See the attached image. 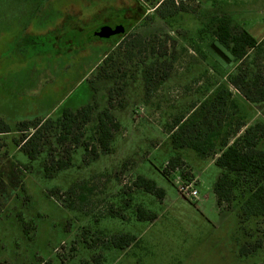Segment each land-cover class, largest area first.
<instances>
[{
  "label": "rangeland",
  "instance_id": "374dc122",
  "mask_svg": "<svg viewBox=\"0 0 264 264\" xmlns=\"http://www.w3.org/2000/svg\"><path fill=\"white\" fill-rule=\"evenodd\" d=\"M163 1L0 0V120L12 130L0 134V177L13 186L10 178L24 175V187L10 188L0 211V264H264V216L245 219L238 200L217 205L218 149L206 156L179 150L197 179L198 200L181 194L179 172L163 173L178 154L171 134L183 116L207 118L202 132L222 124L218 141L228 136L230 143L264 124V100L249 101L230 82L243 74L261 97L264 46L229 67L208 52L210 28L221 20L264 43V0H174L179 9L167 18L156 12ZM104 25L125 30L100 38ZM222 86L237 112L231 99L213 112ZM89 104L91 120L66 140L56 123L43 129L35 159L16 145L38 118L57 122L62 109ZM106 108L119 124L109 153L96 134ZM25 121L30 128L21 131ZM65 150L70 164L47 175L45 165ZM139 176L163 188L165 199L134 187ZM138 207L157 218L139 220ZM123 233L137 239L115 248L110 237Z\"/></svg>",
  "mask_w": 264,
  "mask_h": 264
},
{
  "label": "trees",
  "instance_id": "16d2710c",
  "mask_svg": "<svg viewBox=\"0 0 264 264\" xmlns=\"http://www.w3.org/2000/svg\"><path fill=\"white\" fill-rule=\"evenodd\" d=\"M171 3V7H166ZM181 7H184L181 5ZM179 8L175 5L174 0H164L156 8V12L162 17L167 18L177 13ZM215 40L225 45L238 60L244 59L250 50H262L264 43L257 40L247 29L241 31H234L231 25L226 20H221L210 28ZM201 31H206L205 29ZM197 51L202 54L199 48ZM230 82L238 88L241 93L249 101L253 103L264 100V93L260 91L261 97H255L251 88H246L245 75L236 74L230 77ZM257 87V82L254 84ZM232 94L226 86H222L217 90L212 97L211 107L213 112L220 111L222 107L230 103L237 112L238 103L231 98ZM204 106L201 108V110ZM94 106L86 105L76 110L71 108L62 109L61 115L55 122L51 118H38L32 122L31 130L34 129L30 135L23 136V141H17L16 145L21 148L29 156L30 159H35L39 154L38 144L34 141L39 139L43 129H49L54 124H58L60 131V140H66L70 135L74 134L75 128L80 124L88 123L93 114ZM216 115V114H215ZM194 116H183L182 119L173 127L171 139L174 148L178 151L167 163L168 168L175 169L184 161L179 150L185 147H190L201 156H206L209 152L218 149L215 154L218 156L215 159V164L221 169V174L218 176L215 185L214 193L216 202L219 207H223L224 203L228 204L238 200L240 203V215L245 219L258 218L264 216V147L262 144V137L264 136V124L257 123L247 128L241 136L230 143L229 137H222V124L216 127L208 126V132H202V126L208 123L207 118L203 121L198 120ZM193 117V118H191ZM21 131H26L30 127L28 122H22ZM244 126V122L239 123V129ZM119 124L115 122L113 115L109 108L104 109L99 117L96 126L97 142L105 153L111 151L110 144L112 140L113 131L118 129ZM12 131L10 126L0 120V134ZM228 132V131H227ZM75 140H79V136H75ZM93 152L96 148H93ZM65 158H59L55 162H50L45 165L47 175L51 176L52 170H60L70 164L71 157L69 150H65ZM163 169V173L168 177L170 173L167 168ZM56 172V171H55ZM4 177V176H3ZM3 177H0V211L2 206L12 197L10 188L24 187L23 174H17L10 178L11 186ZM134 187L142 189L146 192L153 193L160 199L165 198V191L163 188L157 186L156 182L144 176H139L133 183ZM58 194V189L50 190V195ZM137 218L139 220L149 219L155 220L156 213L147 210L144 207L137 208ZM136 236L130 233L115 234L110 237L111 245L115 248L126 249L132 245L136 240ZM247 251L246 248H241V253Z\"/></svg>",
  "mask_w": 264,
  "mask_h": 264
},
{
  "label": "built area",
  "instance_id": "2783aa9c",
  "mask_svg": "<svg viewBox=\"0 0 264 264\" xmlns=\"http://www.w3.org/2000/svg\"><path fill=\"white\" fill-rule=\"evenodd\" d=\"M170 175L174 174L175 172H179L180 174L177 177V182L180 183V192L183 196L188 199L198 200L200 198V193L197 188V179L194 178L191 173L190 169H188L185 163H182L175 169H171L166 167Z\"/></svg>",
  "mask_w": 264,
  "mask_h": 264
},
{
  "label": "water",
  "instance_id": "95a60500",
  "mask_svg": "<svg viewBox=\"0 0 264 264\" xmlns=\"http://www.w3.org/2000/svg\"><path fill=\"white\" fill-rule=\"evenodd\" d=\"M125 28L123 25H117L114 28L111 26H100L97 31L96 34L100 37V38H109L113 35L119 34L124 32ZM214 46H217V48L220 50L221 54L224 55L225 58H227L228 60H231V65H233L238 59L234 56V54L230 51V49H228L225 45H223L222 43H220L218 40H215L213 43Z\"/></svg>",
  "mask_w": 264,
  "mask_h": 264
},
{
  "label": "flooded vegetation",
  "instance_id": "af4514ba",
  "mask_svg": "<svg viewBox=\"0 0 264 264\" xmlns=\"http://www.w3.org/2000/svg\"><path fill=\"white\" fill-rule=\"evenodd\" d=\"M214 42L210 43L208 47V52L211 54V56L221 65L223 66H232L231 65V60H228L227 58L224 57L223 54H221L220 50L217 48V46L213 45ZM229 49V48H228Z\"/></svg>",
  "mask_w": 264,
  "mask_h": 264
},
{
  "label": "crops",
  "instance_id": "0c3cea01",
  "mask_svg": "<svg viewBox=\"0 0 264 264\" xmlns=\"http://www.w3.org/2000/svg\"><path fill=\"white\" fill-rule=\"evenodd\" d=\"M165 196H166V193H165ZM165 199V198H164Z\"/></svg>",
  "mask_w": 264,
  "mask_h": 264
}]
</instances>
